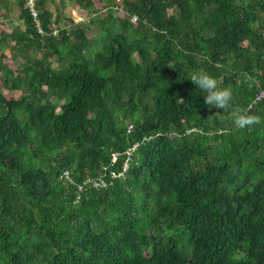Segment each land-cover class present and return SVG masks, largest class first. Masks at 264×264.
Wrapping results in <instances>:
<instances>
[{"label": "trees", "instance_id": "obj_1", "mask_svg": "<svg viewBox=\"0 0 264 264\" xmlns=\"http://www.w3.org/2000/svg\"><path fill=\"white\" fill-rule=\"evenodd\" d=\"M14 1L0 264H264V0H70L83 23L35 0L38 24ZM201 69L261 122L206 105Z\"/></svg>", "mask_w": 264, "mask_h": 264}, {"label": "clouds", "instance_id": "obj_2", "mask_svg": "<svg viewBox=\"0 0 264 264\" xmlns=\"http://www.w3.org/2000/svg\"><path fill=\"white\" fill-rule=\"evenodd\" d=\"M190 79L205 93L203 96L205 104L210 108L214 106L216 108L223 109V112H228L236 128L246 129L261 122V115L235 107L233 104V89L230 86H221L217 78L210 74L207 70L201 69L194 71L191 73ZM262 90H264V88L259 87L258 90L254 92L253 96L255 101L264 100V98L256 100V95ZM219 113L221 112H217L215 115Z\"/></svg>", "mask_w": 264, "mask_h": 264}, {"label": "rangeland", "instance_id": "obj_3", "mask_svg": "<svg viewBox=\"0 0 264 264\" xmlns=\"http://www.w3.org/2000/svg\"><path fill=\"white\" fill-rule=\"evenodd\" d=\"M94 2L97 3L98 0H93ZM65 2V10H64V15L66 17H72L74 19V22L75 23H83V22H86L87 21V18H88V14L85 10L79 8L78 6H76L74 3H71L70 0H64ZM117 2L119 3V1L117 0ZM8 3L10 5V10H9V19L11 20L10 24L8 25V30H11V28L15 25H19L21 26V22H19V19H17V11H16V6H15V1L14 0H8ZM49 6L51 8H54V7H57V9L61 10V4H60V1L59 0H54V3L53 1L51 3H49ZM1 18V17H0ZM1 20H3L1 18ZM2 27V26H1ZM3 28V27H2ZM5 57L3 59V61L6 62L7 65L10 64V67L13 68L14 66H20V61L19 60H14V63H12V59H11V55H12V52H11V49L7 48L5 49ZM0 90H1V85H0Z\"/></svg>", "mask_w": 264, "mask_h": 264}, {"label": "built area", "instance_id": "obj_4", "mask_svg": "<svg viewBox=\"0 0 264 264\" xmlns=\"http://www.w3.org/2000/svg\"><path fill=\"white\" fill-rule=\"evenodd\" d=\"M28 1V7H29V10H30V12H31V14H32V16H33V18L37 21V11H36V9L34 8V1L35 0H27ZM133 20H135L136 18L135 17H133L132 18ZM37 24H38V21H37ZM261 98H264V90H262L259 94H257L256 95V100H259V99H261ZM136 145H134L133 146V148L135 147ZM128 168V164H127V161H125L124 163H123V169H127ZM107 169H108V167H104V173H101L100 174V176H99V178L97 179V180H91V179H86L80 186H79V188L81 189V190H83L84 189V186L87 184V183H89V182H93V184L95 185V186H99V185H102V184H104L105 182H104V176H105V174H107L106 173V171H107ZM64 174V176H65V178H69V175H68V172H64L63 173ZM121 173H117V172H115V171H113V170H111L110 171V175L112 176V177H116V176H119Z\"/></svg>", "mask_w": 264, "mask_h": 264}]
</instances>
